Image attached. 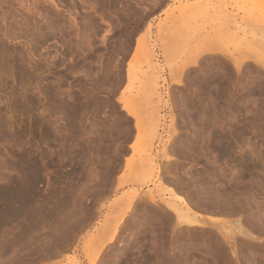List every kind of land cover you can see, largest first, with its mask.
<instances>
[{
	"label": "rangeland",
	"instance_id": "1",
	"mask_svg": "<svg viewBox=\"0 0 264 264\" xmlns=\"http://www.w3.org/2000/svg\"><path fill=\"white\" fill-rule=\"evenodd\" d=\"M204 1L0 0V49L9 52L0 54V69H5L0 72V127L7 121L9 135L21 134L22 151L30 156L20 154L37 164L25 174L13 172L5 164L12 155L9 143L0 138V189L7 185L0 204L11 196L9 187L11 194L21 192L8 178L32 180V187H25L31 189L28 196L22 188L17 199L0 205V264H69L73 259L79 264H170L173 255L177 262L189 259L182 264H264L262 246L237 257L226 247V231L238 224L249 231L251 213L264 220V0ZM191 3L200 7L185 8ZM141 43L144 49L137 47ZM202 50L208 52L192 64ZM150 70L159 95L149 90ZM217 135L230 143L227 156L213 149ZM213 190L223 200L230 194L241 201L233 210L200 201ZM180 197L192 213L213 219L219 229L207 225L188 231L172 212L170 225L166 202L181 203ZM130 198L134 204L127 207ZM38 207L45 208L39 212L45 213L43 221ZM122 212L112 242L113 230L102 224ZM165 222L173 227L163 231ZM52 233L69 235L67 241L58 237L69 247L55 246L59 240ZM209 234L224 242L227 263ZM235 237L239 243L253 240ZM254 242H264V235ZM46 244L55 251L50 256Z\"/></svg>",
	"mask_w": 264,
	"mask_h": 264
},
{
	"label": "bare ground",
	"instance_id": "2",
	"mask_svg": "<svg viewBox=\"0 0 264 264\" xmlns=\"http://www.w3.org/2000/svg\"><path fill=\"white\" fill-rule=\"evenodd\" d=\"M85 0H82V2H84ZM202 1V0H201ZM204 1V0H203ZM207 1V0H206ZM3 2V1H2ZM198 2V1H197ZM199 2H200V0H199ZM201 3V2H200ZM200 3H191V4H188V5H186L185 6V8H188V9H193V8H195L196 6L197 7H200ZM207 4H208V2H206ZM57 5V4H56ZM204 6H206L205 5V1H204ZM12 28V27H11ZM10 29V28H9ZM28 29V28H27ZM38 29V28H37ZM36 29V30H37ZM40 29V28H39ZM18 30V29H17ZM30 30V29H29ZM10 31H11V29H10ZM10 31H8V32H10ZM32 31V30H31ZM34 31V30H33ZM5 32H6V30H5ZM11 34V33H10ZM14 34V33H13ZM12 34V35H13ZM4 35V34H3ZM5 35H6V38H9V37H7V36H10V35H7V33H5ZM5 35L3 36V37H5ZM12 35H11V37H12ZM15 38V37H14ZM2 39V38H1ZM10 39V38H9ZM9 39H7V40H9ZM6 40V39H5ZM11 40H13V39H11ZM1 41V40H0ZM1 43H3L4 44V42L3 41H1ZM6 45H7V43H6ZM137 45V44H136ZM1 47H3V45L1 44L0 45ZM5 46V45H4ZM140 46V47H139ZM137 47H139V48H141V49H144V47H143V44L141 43V45H139L138 44V46ZM147 48V47H146ZM145 48V49H146ZM136 50H138V49H136ZM146 50H148V49H146ZM150 50V49H149ZM147 52V51H146ZM151 52V51H150ZM206 52H208V50H202L201 52H199L197 55H196V58H194V60H192V64H195V62H196V60L198 59V57H200L201 55H203L204 53H206ZM4 53H6L5 52V49H4V51H3V53L1 52V49H0V54L2 55V54H4ZM7 53H9V52H7ZM6 53V54H7ZM5 54V55H6ZM10 54H11V52H10ZM9 54V55H10ZM13 54V53H12ZM146 55H147V57H148V53H146ZM152 57V56H151ZM6 58V57H5ZM5 58H3V59H5ZM8 59H10L9 57H8ZM8 59H5V60H8ZM13 59V58H12ZM1 60V59H0ZM148 61H149V57H148ZM4 62V61H3ZM232 62V61H231ZM2 63V62H1ZM233 63V62H232ZM240 63H242L241 61H240ZM263 63H264V61H263ZM9 64V63H8ZM234 64V63H233ZM1 65V64H0ZM242 65V64H241ZM225 67V66H224ZM227 67V66H226ZM2 69H0V70H2V71H0V72H3L4 73V67H3V65H2V67H1ZM154 68V67H153ZM229 68V67H228ZM156 69V68H155ZM233 70V69H232ZM6 72V71H5ZM156 72H157V70H156ZM3 73H0V74H3ZM150 73H151V76L148 78V80H149V90L152 92V94L153 95H159V93H157V91H158V88H157V84H156V81L154 80L155 79V77H153V72L150 70ZM224 73V72H223ZM210 74V73H209ZM212 74V73H211ZM228 74H229V72H228ZM128 75V74H127ZM214 76V75H213ZM2 77V76H1ZM229 77V76H228ZM206 78V77H205ZM207 78H209V75H208V77ZM206 78V79H207ZM217 78H220V77H217ZM221 78H222V76H221ZM233 79V78H232ZM201 80V79H200ZM213 81V80H212ZM214 81H217V79L216 80H214ZM213 81V82H214ZM221 81V80H220ZM201 82V81H200ZM223 82V81H222ZM227 82V81H226ZM176 83V82H175ZM177 84V83H176ZM202 84V83H201ZM207 84H209V83H207ZM225 84V83H224ZM213 85V84H212ZM215 85V84H214ZM217 85H218V83L216 84V86H215V88L217 87ZM223 85V84H222ZM226 85V84H225ZM237 85V84H236ZM227 86V85H226ZM242 86V85H241ZM198 87V86H197ZM218 87H219V85H218ZM217 87V88H218ZM221 87V86H220ZM224 87V86H223ZM223 87H221V89L220 90H222V88ZM201 88V87H200ZM213 88H214V86H213ZM231 88V87H230ZM224 89V88H223ZM226 89V88H225ZM215 90V89H214ZM236 90V89H235ZM203 91V90H202ZM217 91H218V89H217ZM227 91H228V88H227ZM242 91V90H241ZM197 92V91H196ZM207 92V91H206ZM220 92V91H219ZM223 92L224 93H226V94H228L229 95V93H227V92H225L224 90H223ZM204 93V92H203ZM208 93V92H207ZM222 93V92H221ZM205 94V93H204ZM209 94H213V93H211V91H210V93ZM238 94V93H237ZM201 95V94H200ZM216 94H214V96H215ZM231 95V94H230ZM243 95V94H242ZM21 96V95H20ZM217 97V96H216ZM20 98H22V96L20 97ZM159 98V97H158ZM231 98V97H230ZM203 99V98H202ZM211 99H216V98H214L213 97V95H212V97H211ZM217 99H221V100H223L222 98H220V97H218ZM228 99V98H227ZM233 99H235V98H233ZM221 100H219V101H221ZM226 100V99H225ZM230 100V99H229ZM229 100H227V101H229ZM232 100V99H231ZM23 101V100H22ZM209 101H211V100H209ZM216 101V100H215ZM218 101V100H217ZM15 102V101H14ZM19 102V101H18ZM212 102H213V100H212ZM224 102V101H223ZM235 102H236V100H235ZM10 103V102H9ZM23 103V102H22ZM217 104V102H214V104ZM220 103H222V101L220 102ZM18 104V103H17ZM17 104H16V106H17ZM213 104V103H212ZM215 104V105H216ZM219 104V103H218ZM226 104V102H224V105ZM230 104V103H229ZM18 105H20V104H18ZM200 105H202V103H200ZM220 105V107H221V104H219ZM223 105V106H224ZM228 105V104H227ZM13 106V105H12ZM21 106H23V105H21ZM203 106V105H202ZM206 106V105H205ZM205 106H204V108H205ZM208 106V105H207ZM211 106V105H210ZM226 106V105H225ZM230 106V105H229ZM217 107V106H216ZM215 107V108H216ZM219 107V106H218ZM217 107V108H218ZM201 108V107H200ZM209 108V107H208ZM213 108V107H212ZM225 108V107H224ZM229 108V107H228ZM6 114V113H5ZM1 115V114H0ZM4 115V114H3ZM156 116V115H155ZM157 119V118H156ZM0 120H1V116H0ZM4 123H6V124H4V126H8V127H4L6 130H7V128H9L10 126L7 124V121L6 122H4ZM149 123V122H148ZM1 125V124H0ZM2 125H3V122H2ZM233 126V125H232ZM2 127V126H1ZM0 127V128H1ZM2 127V128H3ZM3 128V129H4ZM224 128V127H223ZM235 128V127H234ZM4 129V130H5ZM10 129V128H9ZM9 129L7 130L8 132H6V130H5V132H4V130H2V129H0V130H2L3 131V133H1L2 134V136L0 137V138H2V139H4L6 142H8L9 143V148H8V150H7V152L9 153V155L12 153V155L11 156H9L10 157V160L8 161L7 159H6V161H5V158L3 159V162H2V164L4 163V161H5V164H6V166L8 167V168H10V169H12V171L14 172V170H19V171H22V173H24L26 170H28V169H34V168H36L37 167V164H35L36 163V161L34 162V158H32V156L30 157V158H28L30 155L27 153V152H25L24 150V152L22 151V141H20L21 139L20 138H23V136H21V134H19L18 135V133H16L17 134V136H15V132L14 133H11V134H14V136H11V134L9 135ZM137 129H139V127H137ZM11 130V129H10ZM2 131H0V132H2ZM237 132L238 131H236V134H237ZM240 132V131H239ZM172 134V133H171ZM234 134V133H233ZM23 135V134H22ZM26 136V135H25ZM218 136V135H217ZM217 136H216V138H217ZM209 138V137H208ZM215 139V138H214ZM23 140V139H22ZM212 141V140H211ZM210 141V142H211ZM12 142H14V144H15V146H17L18 148H17V150H16V152H13L12 150H14V148H12V146H13V144H11ZM214 142V141H213ZM212 142V143H213ZM25 143V142H24ZM196 144V143H195ZM199 147V146H198ZM230 143H228V141L226 140V139H224V138H220L219 136H218V139L215 141V144H214V146H213V149H214V151L216 150L218 153H219V155H221V156H223L224 157V155H226L227 153H228V150H230ZM202 148V147H201ZM212 148V147H211ZM16 149V148H15ZM197 149V148H196ZM24 154L25 153V155L26 154H28L29 156L28 157H25V156H23L22 154H20L21 152ZM212 151V150H211ZM216 151H215V153H216ZM6 152V153H7ZM19 152V153H18ZM21 156H20V155ZM215 155V154H214ZM217 155V154H216ZM27 156V155H26ZM220 156V157H221ZM227 156V155H226ZM8 157V156H7ZM14 158V159H13ZM32 158V159H31ZM168 158V157H167ZM34 159V160H33ZM149 159V158H148ZM128 163V162H127ZM127 163H126V165H127ZM2 164H1V166H2ZM168 164H171V162L170 163H168ZM143 165V164H142ZM6 166H4V167H6ZM147 167V169H145V170H148V171H150V170H152V166H146ZM1 168V167H0ZM138 168V167H137ZM143 168V166H141V169ZM37 169V168H36ZM140 169V170H141ZM127 170V169H126ZM157 170V169H156ZM170 170V169H169ZM9 171V170H8ZM29 171V170H28ZM34 171H36V170H32V172H34ZM38 171V170H37ZM159 171V170H158ZM166 171V170H165ZM167 171H168V169H167ZM18 172V171H17ZM27 172V171H26ZM30 172H31V170H30ZM30 172H28V173H30ZM170 172V171H169ZM21 172H20V174H22ZM28 173H27V176H28ZM25 174V173H24ZM39 174V173H38ZM148 175H149V172L147 173ZM154 174V173H153ZM170 175V174H169ZM11 176V175H10ZM9 176V177H10ZM22 176V175H21ZM26 176V175H25ZM26 176V177H27ZM32 176V175H31ZM14 177V176H13ZM13 177H11L9 180L7 179V181H8V183H9V185H11V187L13 186V188H15V190H18L19 191V189H21V192L23 191V189L22 188H25V187H27V184H28V186H29V184H30V182L32 181V180H30L29 182L28 181H26L25 179H24V181H20V182H18V180L17 179H14ZM2 178V177H1ZM27 178H29V176L27 177ZM26 178V179H27ZM161 178V177H160ZM176 178V177H175ZM6 179V178H5ZM31 179V178H30ZM0 180H2V179H0ZM159 180V179H158ZM169 180H171V178H169ZM6 181V182H7ZM26 181V182H25ZM38 181V180H37ZM160 181V180H159ZM5 183V182H4ZM6 184V183H5ZM172 184V183H171ZM1 185V184H0ZM34 185V184H33ZM6 186L7 185H3L2 187L4 188H6ZM30 186H31V184H30ZM30 186H29V188H30ZM2 187H1V189H2ZM32 187V186H31ZM13 188H12V190H13ZM29 188L27 189V188H25L26 189V191H25V193H26V195L28 194L27 193V191L29 190ZM173 188V187H172ZM1 189H0V191H1ZM8 189V188H7ZM203 189H205V188H203ZM207 189V188H206ZM216 189V188H215ZM9 191V194L11 195V196H9V198H10V200H9V198H7L8 197V195L7 194H5L6 195V198L9 200V202H11V201H14L15 199H17V197H19V196H17V194L18 193H20V194H18V195H21V192H18V193H16L17 191H12L13 192V194H11V192H10V187H9V189H8ZM31 190V189H30ZM29 190V191H30ZM33 190H35L34 188H33ZM168 190V189H167ZM199 190V189H198ZM202 190V189H201ZM168 191H170L171 192V190H168ZM205 191H207V190H205ZM3 193H6V191L4 192V190L2 191ZM34 192H37V191H34ZM33 192V194L32 195H36V193H34ZM176 191H174V193H175ZM200 192V191H199ZM210 192V191H209ZM212 192V191H211ZM219 192V191H218ZM218 192H215V190H213V194L211 193V195H209V193L207 194L206 192L204 193L205 195H204V197L205 198H207V200L205 199V198H203V196H199V197H201V198H199V199H201L200 201L202 202V201H207L208 202V205L209 206H211L212 205V207L214 206H217L219 209H221V207H222V209H224V208H227V210H230V208H231V210H233V208H234V205H235V203H240V199L238 198V197H234L233 195H228V197H227V195H226V200H223V198L225 199V197H224V195H223V198L221 197V195H219V194H221V193H218ZM241 192V191H240ZM2 193V194H3ZM16 193V194H15ZM30 193V192H29ZM38 193V192H37ZM238 193V192H237ZM0 194H1V192H0ZM2 194L0 195L1 197H2ZM23 194V193H22ZM172 194V193H171ZM175 194H177V193H175ZM196 194H197V192H196ZM203 194V193H202ZM4 195V194H3ZM32 195H30V196H32ZM37 195H39L40 196V194H37ZM179 195H181V194H179ZM25 196V195H24ZM23 196V197H24ZM28 196V195H27ZM173 196V195H172ZM171 196V197H172ZM3 197H5V196H3ZM21 198H20V200L22 199V196H20ZM184 197V196H183ZM183 197H180V199H181V203H178L179 202V200H178V202H176V201H168L166 198H164V199H166L168 202H166V205H167V207H168V209H169V219L170 220H167V221H170V222H168L170 225H171V222L173 223V220H174V218H173V220L171 221V219H172V217H173V215L172 214H170V212H172L173 214H174V216H175V219L177 220V224H180L181 226H183L184 227V225L186 226V227H189V230L187 229V228H184V229H186V230H188V231H191L192 230V228L193 229H195V227L196 228H198V227H204V226H207V225H210L211 227L212 226H214V227H216L217 226V228L219 229V226H218V223H216V222H214V220L213 219H207V218H203V217H200L199 215H197V214H195V213H192L191 211H190V209H189V207L187 206V203H188V201H186L187 199L186 198H183ZM219 197V198H218ZM232 197H233V199H232ZM40 198V197H39ZM163 198V197H162ZM220 198H221V200H220ZM1 200H2V198H0ZM6 199V200H7ZM23 199H25V198H23ZM27 199V198H26ZM26 199H25V202H26ZM29 199V198H28ZM33 199H35L36 200V198H34L33 197ZM37 199H38V196H37ZM136 199H137V197H136ZM189 199V198H188ZM202 199H204V200H202ZM1 200H0V202H1ZM3 200H5V199H3ZM6 200H5V202L4 201H2V204H3V202H4V204L6 205ZM8 200H7V202H8ZM40 200V199H39ZM24 201V200H23ZM23 201H21V203H24ZM37 201V202H36ZM35 202L36 203H38V200H36ZM152 201V200H151ZM199 201V202H200ZM18 202H19V200H18ZM28 202H31V200L29 199V201H27V203ZM35 202L32 200V204L34 203V206L36 205L35 204ZM154 202V201H153ZM164 202V201H163ZM198 202V201H197ZM20 203V202H19ZM18 203V206H16V207H19L20 206V204ZM26 203V204H27ZM40 203V202H39ZM190 203V202H189ZM206 203V202H205ZM2 204H0V205H2ZM3 204V205H4ZM8 204V203H7ZM9 204H11V203H9ZM14 204V205H13ZM17 204V203H16ZM30 204V203H29ZM31 204V205H32ZM131 204H134L133 203V199L132 198H130V199H128V201H127V207H129ZM191 204V203H190ZM12 205H13V207L15 208V203L13 202L12 203ZM12 205H10V206H12ZM41 206H43L42 204H40ZM40 205H38L37 204V206H40ZM136 205V204H135ZM24 205L22 204V207H23ZM132 206V205H131ZM152 206V205H151ZM163 206V205H162ZM162 206H161V208H162ZM5 207V206H4ZM21 207V211H22V208ZM33 207V206H32ZM32 207H30V208H32ZM199 207H200V205H199ZM198 207V208H199ZM213 207V208H214ZM224 207V208H223ZM20 208V207H19ZM24 208H25V206H24ZM40 207H38L37 209H39ZM42 208V207H41ZM160 208V209H161ZM197 208V207H196ZM217 208V209H218ZM5 209V208H4ZM3 209V210H4ZM27 209V208H26ZM26 209L23 211L24 213H25V211H26ZM33 209L35 210L36 208H34L33 207ZM33 209H30L28 212H30V213H32V214H34L35 212H34V210ZM45 210V208H42V209H39V211H38V213L40 212V210ZM55 209V208H54ZM135 209V208H134ZM162 209H164V206H163V208ZM2 210V209H1ZM43 210V211H44ZM132 210V209H131ZM166 212H167V210L166 209H164ZM215 210V209H214ZM6 211V210H5ZM4 211V212H5ZM8 211V210H7ZM10 211H11V209H10ZM9 211V212H10ZM13 211V210H12ZM11 211V212H12ZM14 211H16V210H14ZM41 212L42 214H44V216H45V213L44 212ZM165 211L163 212V213H165ZM223 211V210H222ZM133 212V211H132ZM131 212V213H132ZM219 212V211H218ZM228 212V211H227ZM3 213V212H2ZM24 213H22V214H24ZM41 213H39L40 214V218L38 217V214H37V211H36V214L35 215H37V217L39 218V219H41V221H43L42 219H44V217H43V215L41 216ZM47 213V215L50 213L49 212V210L46 212ZM223 213V212H222ZM221 213V214H222ZM19 214H20V212H19ZM29 214V213H28ZM28 214H25L24 215V218L22 217V219H25V218H27V216H28ZM166 214H168V212L166 213ZM166 214H164L163 216H165ZM224 214V213H223ZM10 215V214H9ZM170 215H172V216H170ZM13 216V215H12ZM15 216V215H14ZM22 216V215H21ZM167 216V215H166ZM3 217V216H2ZM1 217V218H2ZM18 217H20V216H18ZM17 217V218H18ZM31 217V216H30ZM34 217H36V216H34ZM43 217V218H42ZM123 217H124V213L122 212V213H120L117 217H116V219L113 221V220H110V219H107V220H105L104 221V223L102 224L104 227H108V228H111V230H113V234H112V236L110 237V241H114L115 239H113V237L115 236V235H117L118 236V231H117V229L119 228V225L120 224H122L121 223V221L123 220ZM250 217L252 218V221H251V223H250V221H249V223L251 224H249L251 227L249 228L250 230V232L249 231H247V229L246 230H244L245 228H242V227H240L239 226V224L237 225L238 227H236V225H235V227H234V229L235 230H228L227 228V230L228 231H226V230H224V231H226L227 232V235L229 234V241H228V243H229V246H226V247H228V250L227 251H229V252H232L236 257H237V255H239L240 256V254H242V255H244V252L245 251H247V250H256L257 249V251L260 249V248H263L264 247V242H261L260 244H257V242L255 243L254 241L255 240H259V236H261V235H264V220H262L263 218L262 217H260V215L259 214H255V213H251V215H250ZM9 218H11V217H9ZM21 218V217H20ZM167 217L165 218V219H168ZM262 218V219H261ZM7 219V218H6ZM14 219H15V217H14ZM21 219V220H22ZM37 219V218H36ZM36 219H35V222H36ZM45 219H46V217H45ZM161 219V218H160ZM159 219V220H160ZM9 220V219H8ZM21 220H17L18 222H21ZM33 220V219H32ZM47 220V219H46ZM235 220V219H234ZM5 221V220H4ZM165 221V220H164ZM24 222V221H23ZM26 222V221H25ZM28 222V221H27ZM31 222V221H30ZM29 222V223H30ZM34 222V223H35ZM37 222H39L40 223V221L38 220ZM162 222H163V219H162ZM161 222V223H162ZM5 223V222H4ZM62 223V222H61ZM58 224V225H62V224ZM224 223V222H223ZM229 223V222H228ZM234 223V222H233ZM43 223L41 222V227H43V225H42ZM165 226H163L164 224H162L161 225V228H162V226H163V231H165L164 230V227H165V229H166V226H168L167 225V222H165ZM222 224V223H221ZM55 226L54 228H55V230H58V229H56V228H59V226ZM174 225V224H173ZM33 226V225H32ZM31 226V227H32ZM35 227H36V224L34 225ZM175 226V225H174ZM224 226V225H223ZM232 226V225H231ZM22 227V226H21ZM61 227V226H60ZM121 227V226H120ZM171 227V226H170ZM169 226L167 227V228H170ZM173 227V226H172ZM171 227V228H172ZM29 228V227H28ZM27 228V229H28ZM37 228H38V224H37ZM40 228V227H39ZM176 228V227H175ZM191 228V229H190ZM202 228H201V230H202ZM205 228V227H204ZM207 228H208V226H207ZM220 228H221V226H220ZM4 229V228H3ZM7 229V228H6ZM12 229V228H11ZM14 229V228H13ZM21 228H19V230L18 231H21L20 230ZM24 229V228H23ZM36 229V228H35ZM34 229V230H35ZM65 229V228H64ZM177 229V228H176ZM200 229V228H199ZM225 229V228H224ZM253 229V230H252ZM1 230V229H0ZM31 230V229H30ZM162 230V229H161ZM196 230V229H195ZM194 230V231H195ZM207 230V229H206ZM221 230H222V228H221ZM3 231V230H2ZM17 231V232H18ZM25 230H23V234L25 233L24 232ZM29 231V230H28ZM197 231H200V230H198L197 229ZM203 231H205V230H203ZM253 231V232H252ZM6 232H7V230H6ZM9 232V231H8ZM26 232H27V230H26ZM30 232H32V231H30ZM53 232H56V231H54L53 230ZM62 232V231H61ZM116 232H118L117 234H116ZM181 232V231H180ZM206 233L208 232V230L207 231H205ZM209 232H211V231H209ZM208 232V233H209ZM213 232V231H212ZM212 232H211V234H212ZM222 232V231H221ZM1 233V232H0ZM4 233V232H3ZM11 233H13V232H11ZM19 233H21V232H19ZM18 233V234H19ZM21 233V235L23 236V234ZM37 233H39V232H37ZM255 233H256V236H255ZM10 234V233H9ZM17 234V235H18ZM27 234V233H26ZM31 234V233H30ZM55 234H58V233H55ZM55 234H53L52 233V235L53 236H55ZM59 234H62V236H63V233H59ZM67 234V233H66ZM69 234V233H68ZM193 234V233H192ZM221 234V233H220ZM225 234V233H224ZM223 234V235H224ZM237 234H240V235H243L244 237H247V238H251V239H253L252 241H250L249 243H243V242H240L239 243V241H238V238L237 237H235ZM258 234V235H257ZM10 235H12V234H10ZM20 235V234H19ZM18 235V236H19ZM52 235H50L51 236V239H49V240H52ZM160 235V234H159ZM175 235V234H174ZM173 235V236H174ZM202 235H204V234H202ZM214 235V236H213ZM212 236L209 234V236H211L214 240H212L213 242L211 243V244H213L214 245V248H215V250L218 252V253H220L221 251L223 252V250H224V248H222L221 246L224 244V242H223V244H222V242H221V239H219V236L217 237V236H215V234H213ZM226 235V236H227ZM13 237H14V235H12ZM22 236H20V237H22ZM25 236V235H24ZM27 236H28V234H27ZM41 236V235H40ZM72 236V235H71ZM173 236H172V238H173ZM177 236V235H176ZM195 236V235H194ZM208 236V237H209ZM3 237H4V239H5V236L3 235ZM16 237V236H15ZM20 237H18L19 239H21ZM36 237V236H35ZM56 237V236H55ZM58 237L60 238V239H66V241L68 240V239H70V237H69V235H65V238H61L60 237V235H57V237H56V239H58ZM69 237V238H68ZM8 238H11V236L10 237H8ZM25 238V237H24ZM40 238V237H39ZM115 238H117V237H115ZM235 238H237V240H235ZM3 239V240H4ZM23 239V238H22ZM37 240H38V238H36ZM41 239V238H40ZM56 239H53L52 240V242L54 241V240H56ZM176 239V237L173 239V240H175ZM6 240V239H5ZM8 240V239H7ZM15 240V239H14ZM37 240H36V242L35 243H37ZM45 240V239H44ZM59 240V239H58ZM136 240H138L137 238H136ZM172 240V239H171ZM172 240V241H173ZM222 240L223 241H225L226 239H223L222 238ZM231 240V241H230ZM17 241V239L15 240V242ZM23 241V240H22ZM27 241H28V239H27ZM64 242V240H62V242L59 240V243L57 242L56 244L53 242V244H55V246H57V245H60V243L62 244V246H64L63 245V243H65L66 244V246H67V244H68V242ZM112 241V242H113ZM135 241V240H134ZM162 241V240H161ZM160 241V242H161ZM210 241H211V238H210ZM237 241H238V243L239 244H237ZM3 242V241H2ZM2 242L0 243V245L2 244ZM50 242V241H49ZM112 242H111V244H112ZM163 242V241H162ZM160 243V245L161 244H163V243ZM12 244H13V242H11ZM26 243V242H25ZM109 243V242H108ZM136 243V242H135ZM159 243V242H158ZM173 243H175L174 241H173ZM172 243V244H173ZM227 243V242H226ZM225 243V244H226ZM6 244V243H5ZM8 244V243H7ZM48 244V243H47ZM47 244L45 245L46 247V249H51L49 246V248L47 247ZM50 244V243H49ZM155 245H154V247L156 246V245H158L157 244V242L155 241V243H154ZM3 245L4 244H2V247H3ZM42 245V244H41ZM164 245V244H163ZM15 246V245H14ZM34 246V245H33ZM39 245L37 244V247H38ZM51 246V245H50ZM162 246V245H161ZM239 246V247H238ZM260 246H262V247H260ZM1 247V248H2ZM20 247V246H19ZM24 247V246H23ZM30 247V246H29ZM60 247V246H59ZM69 246H67V248H68ZM110 247H112V246H110ZM109 246H108V249L110 248ZM153 247V246H152ZM163 247V249L164 250H162V251H164L165 252V248H164V246H162ZM174 247V246H173ZM172 247V248H173ZM223 247H224V245H223ZM260 247V248H259ZM36 248V247H35ZM35 248H34V250H35ZM151 248V247H150ZM157 248V247H156ZM24 249V248H23ZM39 249V248H38ZM41 249V248H40ZM57 249H58V247H57ZM57 249H55V247H54V250H57ZM65 249V248H64ZM43 250H45L44 248H43ZM48 250H46V254H47V251ZM264 250V249H263ZM50 251H53V249L52 250H49L48 252H49V254H47L48 256H50ZM59 250H57V252H58ZM158 251V250H157ZM220 251V252H219ZM35 252V251H34ZM39 252V251H38ZM44 252V251H43ZM53 252H55V251H53ZM153 252V251H152ZM163 252V253H164ZM220 253V255H221V257H224V262H226V259H225V253ZM228 252V253H229ZM249 252V251H248ZM255 252V251H254ZM22 253H24V252H22ZM162 253V252H161ZM175 253V252H174ZM173 253V254H174ZM217 253V254H218ZM31 254V253H30ZM29 255V254H28ZM32 255V254H31ZM41 256H42V254H40ZM40 255H37L38 256V258H36V260L37 259H39V256ZM51 255H53V254H51ZM54 255H56V254H54ZM156 255V254H155ZM227 255V254H226ZM230 255V254H229ZM229 255H227V259H229V260H231L232 258H231V256H229ZM241 255V256H242ZM34 256V255H33ZM36 256V257H37ZM40 256V257H41ZM47 257L45 254L41 257V258H43V257ZM174 256V255H173ZM170 257L171 258V260L170 261H172L173 262V264H177V263H180V262H182V261H186L187 259L186 258H184V259H186V260H184V259H181L182 261H180V262H177L178 260L176 259V257L174 256V257ZM181 256V255H180ZM238 256V257H239ZM261 256H263V258H264V254L262 255L261 254ZM26 257V256H25ZM151 257V256H150ZM158 257H161V256H158ZM21 258V257H20ZM159 259V258H158ZM179 259V258H178ZM179 259V260H180ZM192 259H193V257H192ZM239 259V258H238ZM237 259V260H238ZM245 260H247L246 258H244ZM153 260V259H152ZM194 260V259H193ZM235 260V259H234ZM233 260V261H234ZM20 261V260H19ZM22 261V260H21ZM38 261V260H37ZM189 261V259L186 261V262H188ZM191 261V260H190ZM228 261V260H227ZM26 262V261H25ZM158 262V261H157ZM172 262L170 263V264H172ZM230 262V261H229ZM24 263V262H23ZM185 263V262H184ZM183 263V264H184ZM227 263V262H226ZM234 262H232V264H233ZM69 264H79V262H77L75 259H73V260H71L70 261V263ZM180 264H182V263H180ZM187 264V263H186ZM193 264V263H192Z\"/></svg>",
	"mask_w": 264,
	"mask_h": 264
}]
</instances>
